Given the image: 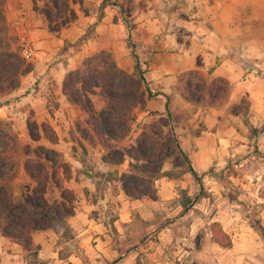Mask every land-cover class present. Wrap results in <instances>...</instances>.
I'll return each mask as SVG.
<instances>
[{
	"label": "crops",
	"instance_id": "crops-1",
	"mask_svg": "<svg viewBox=\"0 0 264 264\" xmlns=\"http://www.w3.org/2000/svg\"><path fill=\"white\" fill-rule=\"evenodd\" d=\"M39 1L2 0L13 45L21 48L22 55L24 46L29 48L32 55L27 60L32 67L21 77L16 90L0 97V119L11 126L20 144L43 146L57 154L59 181L72 194L73 212L65 219L74 229L85 219H131L133 210L142 212L137 208L149 201L145 197L130 198L123 189L119 177L129 172L131 158L125 157L119 164L105 162L103 147L88 144L74 130L76 121L86 114L63 92V82L68 71L81 67L92 55L109 52L116 66L127 73H134L138 61L149 90L155 94L147 98L142 85L144 107L134 108L133 128L119 142L120 147L135 143L142 124L154 119L150 112L165 111L163 94L170 96V109L178 119L175 132L180 146L198 173L224 164L245 145L250 127L257 129L264 122L262 0L255 7L260 20L253 32V26L240 23L239 0H134L142 7L129 17L131 25L117 6L107 4L101 8L103 0H70L75 19L59 22L56 30L51 29L53 23ZM229 5L234 7L232 11ZM195 69L207 81L224 77L230 82L225 104L194 105L179 95L175 90L178 75ZM89 97L97 109L104 107L97 93ZM242 97L247 101V114H231L229 108ZM172 160L166 158L162 170L183 171L156 180L160 200L195 182L191 173L173 166ZM18 182H23V190L32 184L23 167L15 180L16 195L23 192H17ZM51 187L57 194L52 201L60 200L52 180L46 199ZM32 237L40 246V259L57 257L53 228L36 230ZM0 264H29L20 245L1 232Z\"/></svg>",
	"mask_w": 264,
	"mask_h": 264
},
{
	"label": "trees",
	"instance_id": "trees-1",
	"mask_svg": "<svg viewBox=\"0 0 264 264\" xmlns=\"http://www.w3.org/2000/svg\"><path fill=\"white\" fill-rule=\"evenodd\" d=\"M53 1V7L61 8ZM64 1L63 13L66 14L62 24L75 19V12L70 8V0ZM107 4L117 6L129 25V17L141 3L134 0H103L101 8ZM51 23V13L43 11ZM60 23L51 26L59 29ZM32 67L31 61L21 54V48L13 45V37L8 31L0 0V97L6 96L19 87L21 77ZM142 67L137 61L134 73H127L116 66L112 55L100 51L87 58L83 65L66 73L63 92L69 99L82 107L85 117L75 123L74 130L91 145H101L105 150L102 159L105 162L119 164L125 157L131 158L129 172L120 175L125 193L133 199L149 197L156 200V180L161 176L170 178L172 170H162L166 158H172L173 166L184 167L202 188L203 176L198 173L192 161L185 153L175 132L177 117L169 106V95H164L166 109L163 113L150 112L154 119L141 126L135 143L129 147H120L119 142L133 128L135 122L134 108L144 107L145 85L147 98L154 96L143 76ZM230 82L224 77L207 81L202 73L188 70L178 75L175 90L181 97L194 105L221 106L229 98ZM97 93L104 102V107L97 109L89 95ZM161 94V93H160ZM248 105L245 97L238 104L232 105L229 111L233 115H246ZM31 118L28 126L32 132ZM256 132L250 127V133ZM0 232L11 242L20 245L29 264H40V246L33 240L36 230L53 228L57 222L72 214V194L59 181L57 154L43 146L32 147L20 144L11 126L0 119ZM47 134V131H45ZM73 137V133H71ZM23 167L32 184L25 185L19 195L15 194V180ZM53 181L60 192V200L47 201L45 193L49 181ZM184 210L193 206V199L185 196L181 203ZM66 227V225H65ZM115 235L118 231L111 227ZM211 236L214 242L222 247L232 245L228 234L221 225L210 223Z\"/></svg>",
	"mask_w": 264,
	"mask_h": 264
},
{
	"label": "rangeland",
	"instance_id": "rangeland-1",
	"mask_svg": "<svg viewBox=\"0 0 264 264\" xmlns=\"http://www.w3.org/2000/svg\"><path fill=\"white\" fill-rule=\"evenodd\" d=\"M260 2L239 0L242 25L259 24L255 7ZM39 3L51 13L53 25L64 21V1H56L60 11L52 0ZM179 171L183 168L173 170L171 177ZM205 173L202 188L195 181L161 200L156 182L158 198L145 197L149 201L137 208L142 212L133 210L131 219H85L75 229L66 219L57 222L53 229L58 255L40 264H264V122L254 133L248 130L245 145L235 155ZM23 186L16 184L18 193ZM56 195L51 187L47 199ZM185 196L193 199L187 210L181 205ZM214 221L230 237V247L213 241L210 223Z\"/></svg>",
	"mask_w": 264,
	"mask_h": 264
},
{
	"label": "built area",
	"instance_id": "built-area-1",
	"mask_svg": "<svg viewBox=\"0 0 264 264\" xmlns=\"http://www.w3.org/2000/svg\"><path fill=\"white\" fill-rule=\"evenodd\" d=\"M23 55H24L25 59H30L31 58V55H32L31 51L26 46H24V48H23Z\"/></svg>",
	"mask_w": 264,
	"mask_h": 264
}]
</instances>
